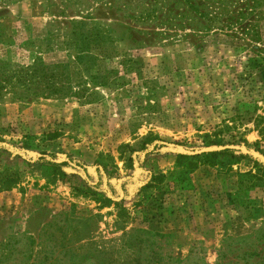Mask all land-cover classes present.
I'll return each mask as SVG.
<instances>
[{"label": "rangeland", "instance_id": "rangeland-1", "mask_svg": "<svg viewBox=\"0 0 264 264\" xmlns=\"http://www.w3.org/2000/svg\"><path fill=\"white\" fill-rule=\"evenodd\" d=\"M260 132L264 0H0V180L16 181L0 188V264H264V179L239 176L253 163L179 156L217 148L205 133L247 151ZM42 151L82 177H52ZM106 156L103 205L73 186Z\"/></svg>", "mask_w": 264, "mask_h": 264}, {"label": "trees", "instance_id": "trees-1", "mask_svg": "<svg viewBox=\"0 0 264 264\" xmlns=\"http://www.w3.org/2000/svg\"><path fill=\"white\" fill-rule=\"evenodd\" d=\"M262 134V138L260 140H256L252 144L248 143L246 139L240 138L241 142L247 147V151H243L240 148L234 147L233 142L225 141L223 136H219L217 133L208 134L205 133L201 137L203 139V143L206 147L215 146L217 148L211 150H204L203 148H199L194 150L191 154H179L180 157H185L188 159L187 166L189 169L196 168L199 164H207L210 166H215L220 171H228L231 170V167L241 162L242 160H248L253 163V169H250L246 172L239 173V176L243 178L241 185L244 188L248 187L247 183L253 184V179H264V162L259 160L250 154L249 148L250 146L254 147V150L259 152L264 157V132H260ZM160 140L158 137L152 135L151 133L147 134L142 138V148L140 151H145L144 155L149 153H153L157 150L158 144L157 141ZM119 159L124 161L126 168L135 167L134 164L137 163L138 166H142L141 156L136 152L130 144L125 143L121 144L118 147ZM67 159L57 161V155L54 152H40L37 157V162L40 163L44 169V171L51 174L52 177L67 180V178H78L81 175H78L77 172H69L66 170L67 167H70L71 162H73V158L71 156H67ZM81 166L80 162H74V165L71 168H76ZM95 171L97 174L96 180L94 183L90 182L87 174L86 167L82 169L86 174V178L83 179L84 184H75L73 186L74 190L80 192L83 195H88L96 198V201L100 202L103 205H108L113 203V198L110 194H106L109 188H113V184L111 183L112 177H114L116 165L112 160V156L100 157L94 162ZM114 168V170L112 169ZM187 172V171H186ZM180 172L179 174H181ZM161 173L150 172L148 181L146 182V186H152L153 182L162 177ZM11 176L6 175L4 179L0 180V188L8 189L12 182H16L10 178ZM82 177V176H81ZM106 185V187H104ZM101 187L102 192H98V189ZM104 187V188H103ZM115 203V202H114ZM120 212L123 211V207L119 206Z\"/></svg>", "mask_w": 264, "mask_h": 264}]
</instances>
